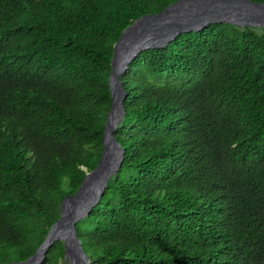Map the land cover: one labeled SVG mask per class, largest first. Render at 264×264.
Instances as JSON below:
<instances>
[{
  "label": "trees",
  "instance_id": "1",
  "mask_svg": "<svg viewBox=\"0 0 264 264\" xmlns=\"http://www.w3.org/2000/svg\"><path fill=\"white\" fill-rule=\"evenodd\" d=\"M176 1L0 0V263L34 254L97 165L122 31ZM263 31L210 24L130 62L122 163L76 224L89 264H264Z\"/></svg>",
  "mask_w": 264,
  "mask_h": 264
},
{
  "label": "water",
  "instance_id": "2",
  "mask_svg": "<svg viewBox=\"0 0 264 264\" xmlns=\"http://www.w3.org/2000/svg\"><path fill=\"white\" fill-rule=\"evenodd\" d=\"M210 24L264 29V2L178 0L160 13L138 18L122 31L112 49L108 78L111 106L105 119L103 151L97 165L86 171L77 191L62 200L59 219L49 228L34 254L24 261L0 264H40L56 241L63 243L66 264H89L76 233V224L96 206L109 179L122 163L123 149L114 137V130L125 113L122 106L124 91L119 77L141 52L164 48L178 35L199 32Z\"/></svg>",
  "mask_w": 264,
  "mask_h": 264
},
{
  "label": "rangeland",
  "instance_id": "3",
  "mask_svg": "<svg viewBox=\"0 0 264 264\" xmlns=\"http://www.w3.org/2000/svg\"><path fill=\"white\" fill-rule=\"evenodd\" d=\"M260 30H261V29H260ZM263 32H264V31H263ZM64 181H65V180L62 181V187H64V183H65Z\"/></svg>",
  "mask_w": 264,
  "mask_h": 264
}]
</instances>
